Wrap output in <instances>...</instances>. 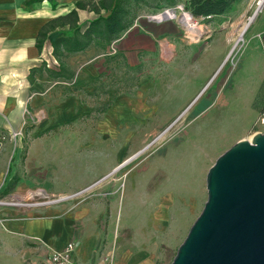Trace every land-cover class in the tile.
Segmentation results:
<instances>
[{
  "label": "rangeland",
  "instance_id": "obj_1",
  "mask_svg": "<svg viewBox=\"0 0 264 264\" xmlns=\"http://www.w3.org/2000/svg\"><path fill=\"white\" fill-rule=\"evenodd\" d=\"M257 2L245 14L243 24H249ZM151 4L136 6L139 17L117 42L96 43L87 53L63 58L62 65H55L56 71L51 68V73H45L51 80L56 73L62 74V84L55 87L48 80L51 101L28 119L19 158L26 159L33 142H65L71 164L66 177L72 180L73 163H93L92 171H97L104 165L98 160L115 154L119 160L116 168L123 167L78 191L76 198H97L103 207L106 193L117 190L121 208L114 215L110 208L105 209L103 220H117L119 233L130 239L128 246L133 251L144 243L147 254H154V264H171L204 209L208 170L239 135L247 139L254 135L256 123L249 126L247 120L234 121L232 109L222 106L223 99L217 95L235 80L248 46L243 36L233 49L243 27L231 26L238 16L235 6L224 16H193L198 31L191 34L178 18L150 20L166 10L177 17L191 14L189 0L162 9ZM214 39L231 51L224 62L206 56L205 66L192 59L191 53L199 47L206 51ZM200 91L205 93L202 99H198ZM48 109L50 114L45 112ZM54 124L61 125L57 133L42 128ZM36 128L42 132L34 131ZM77 171L82 177L89 174L84 167ZM56 200L28 197L24 204Z\"/></svg>",
  "mask_w": 264,
  "mask_h": 264
},
{
  "label": "crops",
  "instance_id": "obj_2",
  "mask_svg": "<svg viewBox=\"0 0 264 264\" xmlns=\"http://www.w3.org/2000/svg\"><path fill=\"white\" fill-rule=\"evenodd\" d=\"M25 1L0 0V198H3L0 201V264H47L53 253L62 252L68 244H74L73 260L80 264H154V254H147L146 244L133 251L128 246L130 239L119 233L117 220L114 217L103 220L108 208L113 215L121 208L117 190L106 193L103 207L102 200L99 202L97 198L88 201L76 198L78 191L117 169L119 160L115 154L111 159L107 156L98 160L97 163L104 165L97 171H92L96 166L93 163L91 166L73 163L75 178L72 180L66 177L71 164L65 142H33L27 148L26 159L19 158L23 150L20 142L28 134V119L32 113L37 115L43 103L51 101L48 80L55 87L62 84V77H57V73L54 80L45 74L56 71L57 62L59 66L63 64L54 57L53 50L54 42L62 36L61 30L49 34L41 51L37 49L38 33L47 23L70 14L82 0H56L55 9L47 0L32 8H27ZM255 2L239 0L234 5L238 16L232 27L247 20H244L245 14ZM77 13L85 31L93 20L92 12L86 9ZM244 36L248 46L242 53L236 78L223 94L217 95L223 99L222 106L232 109L234 121L247 120L252 126L264 111V5ZM230 52L220 40L214 39L206 51L199 47L191 57L205 65L206 56H211L221 64ZM204 94L200 91L198 99ZM45 112L50 114L51 110ZM60 127V124L42 126L53 133ZM42 128L33 130L42 132ZM14 133L18 134L16 138L11 137ZM243 139L247 138L239 135L235 143ZM82 167L89 172L87 176L82 177L77 171ZM106 185L114 187L111 183ZM28 197L33 201L36 197L58 200L25 205Z\"/></svg>",
  "mask_w": 264,
  "mask_h": 264
},
{
  "label": "water",
  "instance_id": "obj_3",
  "mask_svg": "<svg viewBox=\"0 0 264 264\" xmlns=\"http://www.w3.org/2000/svg\"><path fill=\"white\" fill-rule=\"evenodd\" d=\"M207 173L204 209L171 264H264V133L235 143Z\"/></svg>",
  "mask_w": 264,
  "mask_h": 264
},
{
  "label": "trees",
  "instance_id": "obj_4",
  "mask_svg": "<svg viewBox=\"0 0 264 264\" xmlns=\"http://www.w3.org/2000/svg\"><path fill=\"white\" fill-rule=\"evenodd\" d=\"M45 0H26L25 6L32 8ZM55 9L56 0H47ZM156 9L174 7L179 0H97V2L79 1L76 9L70 14L59 17L43 26L37 39V49L42 50L49 34L56 29L62 36L53 44L54 57L61 62L63 58L71 57L88 51L96 43L111 45L126 33L139 17L134 10L140 3ZM239 0H189V9L196 19L224 16ZM89 9L97 18L90 21L85 31L79 24L77 10ZM104 13V14H103ZM51 72V71H49ZM62 77V74H57Z\"/></svg>",
  "mask_w": 264,
  "mask_h": 264
},
{
  "label": "bare ground",
  "instance_id": "obj_5",
  "mask_svg": "<svg viewBox=\"0 0 264 264\" xmlns=\"http://www.w3.org/2000/svg\"><path fill=\"white\" fill-rule=\"evenodd\" d=\"M264 5V0H258L257 2V7L255 9V13L256 11L258 12V14L260 13L262 7ZM163 14V13H162ZM167 19H171V18H178V21L179 23L182 25H184L187 30H189V32L191 34H196L197 33V28H196V25L193 23V19L190 17L189 14H186V13H182V16L180 17H177V15H175L174 12H172L171 10H167L166 14L165 15H161L159 14L158 15V19H163V18H166ZM248 22L242 27L241 31H240V34L239 36L234 40V44H233V49L236 47L237 43L240 42L243 38V36L245 35L247 29H248ZM132 159L130 160H127L123 163V165L129 163ZM123 166L119 167L116 169V171H118L119 169H121Z\"/></svg>",
  "mask_w": 264,
  "mask_h": 264
},
{
  "label": "built area",
  "instance_id": "obj_6",
  "mask_svg": "<svg viewBox=\"0 0 264 264\" xmlns=\"http://www.w3.org/2000/svg\"><path fill=\"white\" fill-rule=\"evenodd\" d=\"M258 12L256 11V13L253 15V17L257 14ZM252 17V18H253ZM252 18L249 19V24L251 23ZM255 126H254V131L255 133H264V111L261 113V115L259 116L258 120L255 122ZM261 128V129H259ZM18 136L17 133H14L13 136L16 138ZM75 246L74 244H68L63 250L62 252H58V253H53L50 256L49 261L47 262V264H80V263H76L73 260V252H74Z\"/></svg>",
  "mask_w": 264,
  "mask_h": 264
}]
</instances>
